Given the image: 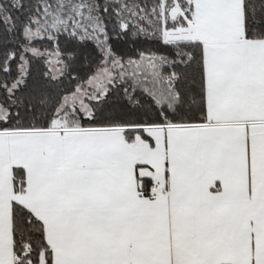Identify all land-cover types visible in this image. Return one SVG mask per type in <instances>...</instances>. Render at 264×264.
<instances>
[{
    "label": "snow or ice",
    "instance_id": "obj_1",
    "mask_svg": "<svg viewBox=\"0 0 264 264\" xmlns=\"http://www.w3.org/2000/svg\"><path fill=\"white\" fill-rule=\"evenodd\" d=\"M0 264H264V0H0Z\"/></svg>",
    "mask_w": 264,
    "mask_h": 264
}]
</instances>
